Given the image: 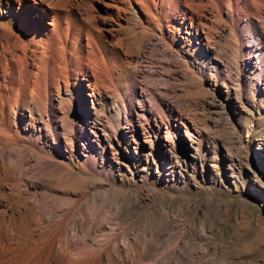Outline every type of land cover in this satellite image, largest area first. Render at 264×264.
I'll use <instances>...</instances> for the list:
<instances>
[{
    "label": "rangeland",
    "instance_id": "1",
    "mask_svg": "<svg viewBox=\"0 0 264 264\" xmlns=\"http://www.w3.org/2000/svg\"><path fill=\"white\" fill-rule=\"evenodd\" d=\"M92 6L102 17L112 10ZM262 16L246 19L235 46L220 30V44L234 49L222 55L219 43L202 47L208 59H188L190 66L155 38L140 54L126 53L123 31L127 41L110 48L135 61L121 67L135 70L134 81L106 80L121 94L112 100L91 97L94 77L85 78L75 130L57 98L51 122L38 121L36 133L21 112L25 139L37 144L41 135L40 148L28 146L35 148L14 167L6 156L0 189L26 193L28 214L44 221L75 209L74 240L114 242L99 264H264Z\"/></svg>",
    "mask_w": 264,
    "mask_h": 264
},
{
    "label": "bare ground",
    "instance_id": "2",
    "mask_svg": "<svg viewBox=\"0 0 264 264\" xmlns=\"http://www.w3.org/2000/svg\"><path fill=\"white\" fill-rule=\"evenodd\" d=\"M93 1L0 0V164L6 168V156L13 159L14 167L42 140L41 135H37V144L25 139L21 112L28 111L31 122L25 126L31 124L36 133L40 131L38 121L51 122L50 104L57 98L75 130L83 116L85 78L94 77L91 97L105 95L113 100L118 95L109 90L106 80L136 77L132 68L121 70L135 61L128 56L116 58L110 48L127 41L123 31L130 35L126 53L138 48L140 54L155 38L190 66L188 62L193 61L188 59H208L202 47L220 44V30L235 38L230 41L235 46L246 19H260L264 14V0H96L112 9L107 11L109 17H102L94 12ZM122 21L124 24H119ZM182 33L187 34L184 44ZM195 34L198 41L193 39ZM216 46L219 54L234 49L227 44ZM26 49L30 53L24 55ZM72 85L75 90L80 87L72 91ZM31 145L35 147H28ZM13 154L17 155L15 160ZM38 158L43 165L46 159ZM13 177L16 180L18 175ZM14 191L0 189V264H99L106 254L112 255L111 240L94 247L70 236L75 209L44 221L38 213L28 214L26 193Z\"/></svg>",
    "mask_w": 264,
    "mask_h": 264
}]
</instances>
